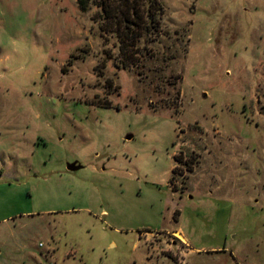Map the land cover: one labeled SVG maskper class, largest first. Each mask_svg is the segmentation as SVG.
<instances>
[{
	"label": "rangeland",
	"instance_id": "obj_1",
	"mask_svg": "<svg viewBox=\"0 0 264 264\" xmlns=\"http://www.w3.org/2000/svg\"><path fill=\"white\" fill-rule=\"evenodd\" d=\"M118 1L0 0V264H264V0Z\"/></svg>",
	"mask_w": 264,
	"mask_h": 264
},
{
	"label": "trees",
	"instance_id": "obj_2",
	"mask_svg": "<svg viewBox=\"0 0 264 264\" xmlns=\"http://www.w3.org/2000/svg\"><path fill=\"white\" fill-rule=\"evenodd\" d=\"M116 3V2H115ZM102 8L108 12L106 6L110 5L105 2ZM121 16H116L115 26L117 29L123 28L127 33L135 28L150 30L155 24L158 25L159 21L156 16V11L161 13L163 10L162 3L159 0H119L114 7ZM111 18V15L108 16ZM118 17H123L118 19ZM113 21V22H114ZM176 157V156H175Z\"/></svg>",
	"mask_w": 264,
	"mask_h": 264
},
{
	"label": "water",
	"instance_id": "obj_3",
	"mask_svg": "<svg viewBox=\"0 0 264 264\" xmlns=\"http://www.w3.org/2000/svg\"><path fill=\"white\" fill-rule=\"evenodd\" d=\"M80 167H81V165L77 164L76 162L69 163V164L67 165V168H68L69 170H75V169H78V168H80Z\"/></svg>",
	"mask_w": 264,
	"mask_h": 264
},
{
	"label": "crops",
	"instance_id": "obj_4",
	"mask_svg": "<svg viewBox=\"0 0 264 264\" xmlns=\"http://www.w3.org/2000/svg\"><path fill=\"white\" fill-rule=\"evenodd\" d=\"M181 235L184 237V235L182 233H181ZM183 239L186 241V238L185 237Z\"/></svg>",
	"mask_w": 264,
	"mask_h": 264
},
{
	"label": "built area",
	"instance_id": "obj_5",
	"mask_svg": "<svg viewBox=\"0 0 264 264\" xmlns=\"http://www.w3.org/2000/svg\"><path fill=\"white\" fill-rule=\"evenodd\" d=\"M40 244H42V242Z\"/></svg>",
	"mask_w": 264,
	"mask_h": 264
},
{
	"label": "bare ground",
	"instance_id": "obj_6",
	"mask_svg": "<svg viewBox=\"0 0 264 264\" xmlns=\"http://www.w3.org/2000/svg\"><path fill=\"white\" fill-rule=\"evenodd\" d=\"M181 235V234H180ZM182 236V235H181Z\"/></svg>",
	"mask_w": 264,
	"mask_h": 264
}]
</instances>
